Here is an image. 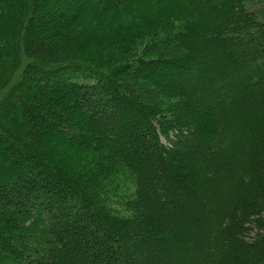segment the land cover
Masks as SVG:
<instances>
[{
    "label": "trees",
    "instance_id": "1",
    "mask_svg": "<svg viewBox=\"0 0 264 264\" xmlns=\"http://www.w3.org/2000/svg\"><path fill=\"white\" fill-rule=\"evenodd\" d=\"M0 264H264V5L0 0Z\"/></svg>",
    "mask_w": 264,
    "mask_h": 264
},
{
    "label": "rangeland",
    "instance_id": "2",
    "mask_svg": "<svg viewBox=\"0 0 264 264\" xmlns=\"http://www.w3.org/2000/svg\"><path fill=\"white\" fill-rule=\"evenodd\" d=\"M258 5H264V0H255Z\"/></svg>",
    "mask_w": 264,
    "mask_h": 264
}]
</instances>
